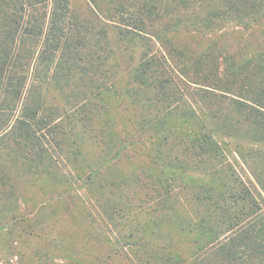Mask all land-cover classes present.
<instances>
[{
	"label": "trees",
	"instance_id": "16d2710c",
	"mask_svg": "<svg viewBox=\"0 0 264 264\" xmlns=\"http://www.w3.org/2000/svg\"><path fill=\"white\" fill-rule=\"evenodd\" d=\"M106 1L105 12L88 0L115 28L121 61L112 46L104 57L91 48L70 0H0V146L9 137L15 146L5 151L10 172L24 177L15 162H28L55 183L48 200L82 182L121 236L113 255L136 264H264V48L195 56L183 43L230 27L264 35V0ZM29 70L38 86H26ZM87 74L107 85L73 95L63 111L35 92ZM59 159L72 168L52 169ZM6 173L0 168V196L9 193L10 214L0 234L21 229L10 260L47 264L46 255L21 251L24 236L80 264L57 238L26 234L45 202L16 203Z\"/></svg>",
	"mask_w": 264,
	"mask_h": 264
},
{
	"label": "rangeland",
	"instance_id": "374dc122",
	"mask_svg": "<svg viewBox=\"0 0 264 264\" xmlns=\"http://www.w3.org/2000/svg\"><path fill=\"white\" fill-rule=\"evenodd\" d=\"M70 1L73 10L77 14L78 21L85 25V30H87L86 36L90 40L91 48L94 46L95 42L96 47L94 49L97 50L101 57H104L107 54L109 46H112L118 60L121 61L122 53L118 46L119 42L117 40L115 28H113L111 24H108L106 20L97 19L93 7L88 0ZM98 2L103 11L106 12V10H111L108 9L110 6L107 4L106 0H98ZM110 41L114 42L111 43ZM183 43L187 46V49L196 50L197 55L195 56L202 55L204 50L206 54H215L216 56H219L221 53L236 55V52L241 49L250 51L264 48V35L262 28L243 30L241 28L230 27L219 33L208 34L203 37L198 35L185 36L183 38ZM136 59L137 57L134 61H136ZM105 68L102 70L104 71ZM45 69H47V67L43 68L40 75L44 73V75L47 76L48 72H45ZM116 74L122 75L123 71L119 70V73L116 72ZM32 76H34V73L29 70L26 82L27 87H30L33 79V81H35L33 85L38 86L37 79H32ZM76 78L79 79V77ZM41 82L43 83V79ZM91 82L87 74L81 78V81L79 79L78 83L75 78L69 82L63 80L61 84L54 87L50 86L49 90V86L43 83L42 86L37 88L38 90L35 89V92L44 94L50 105H57L60 107L59 110L63 111L67 108V104L70 105L74 103L73 95L77 93L78 96H81L79 94L88 95L92 89L107 85V80L103 79V77H100L97 83L93 82L91 84ZM64 96H69L70 99L68 100V98ZM5 142H7L5 146L8 148L15 147L10 137L5 138ZM5 151L4 146L1 145L0 168H4L7 172L2 178L7 192L10 191V184L13 183V192L17 200L16 203L21 204L22 207L23 201H26L28 206H30V204H37L38 206L41 202H45V205L40 207V212L37 214L40 217L38 219V224H31L32 227H27V235L30 232L38 230L47 237L49 235L51 238H57L58 242L55 243L57 244L56 247L74 255L76 257L74 259L80 262V264H136L133 259L134 257L131 259L127 254L126 256L121 254L113 255L110 249L111 247L117 250L120 248L121 236L118 234V230L114 225L106 221L101 212V208L88 196L86 190L78 187L82 185V182L75 184L73 181L72 185L75 189L72 190L70 194H63L62 199L48 200L49 196L54 195L55 183L49 181L44 174L38 175L33 173L35 172L33 168H29L28 170V162L23 163L21 159L16 160L15 168L23 167L24 177H20L14 172L11 173L10 169H14L10 167V161L12 159H10ZM230 158L233 161L232 155H230ZM235 159L238 160L236 157ZM37 167L38 169L42 168L41 166ZM235 167L244 179L248 178L252 180V176L248 169L239 160L235 163ZM70 168H72L70 163L65 164L62 163L61 160L58 164L54 163L52 165V169H59L63 172L69 171ZM45 170L48 171L49 168H45ZM69 184H71L70 180ZM4 207L5 211H3ZM8 211L10 212L9 193L5 196H0V225H2L9 216L10 213H7ZM20 230L19 227H15L11 236L10 230L0 234V264H16L17 258H11L10 260L8 252L10 251L11 239L15 238ZM121 233L125 235L127 234V230H123L122 227ZM105 235L111 239V243L107 242ZM22 238L23 243L21 245V251L26 254L32 255L31 252L35 250L42 255H46L47 264H66L61 259L52 258V255L56 254L53 245L38 243L35 240L32 241L30 238L25 239L24 236ZM120 250L121 252H126L127 248H122ZM107 256H109L110 259H107ZM30 260L33 259L29 257L27 260H23L22 263L31 264L29 263L31 262Z\"/></svg>",
	"mask_w": 264,
	"mask_h": 264
}]
</instances>
